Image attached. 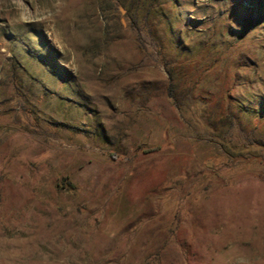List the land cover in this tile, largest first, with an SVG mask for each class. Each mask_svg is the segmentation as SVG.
<instances>
[{"label": "rangeland", "instance_id": "1", "mask_svg": "<svg viewBox=\"0 0 264 264\" xmlns=\"http://www.w3.org/2000/svg\"><path fill=\"white\" fill-rule=\"evenodd\" d=\"M0 84V264H264V0H0Z\"/></svg>", "mask_w": 264, "mask_h": 264}, {"label": "crops", "instance_id": "2", "mask_svg": "<svg viewBox=\"0 0 264 264\" xmlns=\"http://www.w3.org/2000/svg\"><path fill=\"white\" fill-rule=\"evenodd\" d=\"M13 85L18 86L15 85V83H13ZM25 97H27L26 93H19L13 89L9 91L7 87H3L2 84H0V109L13 108L17 105V103L20 102L21 104V102H24ZM15 115L24 122L29 121L31 123H36V116L33 111H25L20 109L16 112L14 111L7 114V117L12 120ZM76 135L79 136L80 134L77 133Z\"/></svg>", "mask_w": 264, "mask_h": 264}]
</instances>
